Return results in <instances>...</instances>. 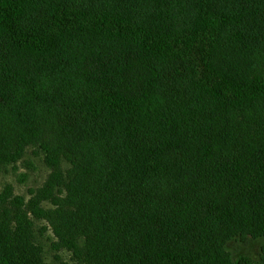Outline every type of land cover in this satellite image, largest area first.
Here are the masks:
<instances>
[{
  "label": "trees",
  "instance_id": "obj_1",
  "mask_svg": "<svg viewBox=\"0 0 264 264\" xmlns=\"http://www.w3.org/2000/svg\"><path fill=\"white\" fill-rule=\"evenodd\" d=\"M29 145L79 261L232 264L264 236V0H0V166ZM10 230L0 264H44Z\"/></svg>",
  "mask_w": 264,
  "mask_h": 264
},
{
  "label": "rangeland",
  "instance_id": "obj_2",
  "mask_svg": "<svg viewBox=\"0 0 264 264\" xmlns=\"http://www.w3.org/2000/svg\"><path fill=\"white\" fill-rule=\"evenodd\" d=\"M62 167L66 171L70 163L63 159ZM50 172L44 151L32 145L27 147L16 162L0 166V223L6 222L11 228L12 241L9 245L12 246L13 259L16 263L29 259L17 246L22 237L28 235L32 244L41 249L40 257L44 264H85L62 243L59 248L54 245L58 240L47 212H53L57 204L51 197L39 199V195H36ZM64 193L63 188L61 195ZM61 203L66 209L67 203ZM37 207L43 209L41 215L34 211ZM223 249L230 254L232 264L241 254L264 264V236L255 238L236 235L226 240Z\"/></svg>",
  "mask_w": 264,
  "mask_h": 264
}]
</instances>
